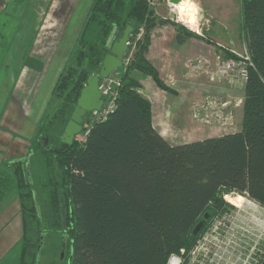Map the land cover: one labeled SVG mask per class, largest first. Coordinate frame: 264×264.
I'll use <instances>...</instances> for the list:
<instances>
[{
  "label": "trees",
  "instance_id": "obj_1",
  "mask_svg": "<svg viewBox=\"0 0 264 264\" xmlns=\"http://www.w3.org/2000/svg\"><path fill=\"white\" fill-rule=\"evenodd\" d=\"M150 1L93 0L76 40L74 63L52 90L58 107L37 131L26 159L1 164L0 206L13 194L19 207L18 264H37V249L49 237H62L63 264H167L223 210V195L245 196L264 209V0H239V38L251 60L240 131L178 146L154 130L150 103L129 74L138 71L158 89L175 94L145 59L151 32L170 25L178 43L185 33L198 37L173 21L157 20ZM4 3L0 0V9ZM127 26L132 27L128 41L140 28L143 33L122 78L116 109L89 127L83 143L64 144L60 136L87 78L99 72L106 49ZM221 56L233 57L226 50ZM204 215L202 230L192 236Z\"/></svg>",
  "mask_w": 264,
  "mask_h": 264
},
{
  "label": "rangeland",
  "instance_id": "obj_2",
  "mask_svg": "<svg viewBox=\"0 0 264 264\" xmlns=\"http://www.w3.org/2000/svg\"><path fill=\"white\" fill-rule=\"evenodd\" d=\"M50 1L51 0H6L4 6L0 9V144H7L8 142L28 144L27 153L24 156L10 157L6 154H1L0 166L4 162L12 161L11 158L13 157H16L14 160L26 159V156H28L33 150L35 146V139L38 134L37 131L39 128L46 126L48 123L47 118L52 117L54 110L58 107V102H56L52 97V90L57 78L67 66H71L74 63L76 40L79 34L78 32L80 31L79 27H63L54 25V18L49 16L50 14L45 16L46 9L43 10L42 8V6H46V4L49 6ZM182 1L183 3L194 4L197 8L195 30H190V28L183 22L188 20V16L185 15L184 18H182L179 11L170 5L169 0H151L149 2V7L153 11L157 20L173 21L183 27L186 32L198 37L186 36L187 33H185L183 41L178 43L175 40L177 32L175 27L170 25L165 27H156L151 32V38L154 31L157 29V36L163 39L165 45L169 47L168 50H188L192 54L194 50H198L200 47L210 46L212 52L219 53L216 55L214 54V60L216 56H221V52L223 51V48L218 49L217 45L224 46L227 41H235L238 39L240 26L239 0ZM77 2L79 3L77 12L81 11V14L83 12L87 14L86 11H88L87 9L92 4L93 0H77ZM36 3L40 4V9L37 7ZM31 4L33 6H31ZM34 5L38 8L36 12L35 10H31L34 8ZM35 15L37 19L40 18V20L37 21L39 26L35 29L38 51L46 50L48 53L45 54L44 52V57L47 59L48 54H50V50L48 51L47 47L50 44L52 45L51 52L55 49V56L52 59H48L52 64L49 65L48 75H46L44 80L36 84L37 87L34 91H31L30 88H25L26 90L17 89V93H19L17 100L16 95L14 97L16 89L13 92L16 84L11 82L13 78H15L16 69L19 67L15 64V61L17 56H23L24 59L26 58V53L24 52V48H22L21 43L23 42L26 46V43L28 42L27 40H29L28 37H31V23L34 20ZM142 33L143 29L140 28L139 34L128 41L129 46L123 58L122 67L113 72L108 79V83H111V85L115 86V88L117 87V84H119V87L116 89L117 93L124 83L122 78L124 77V74H126L130 63L133 60L134 53L137 50V43L141 39ZM239 45L240 46H237L236 49H231L230 51L236 52L237 54L242 53V44H240V42ZM174 53L172 57L179 58L176 61L177 64L180 65L181 62L182 65L185 60L183 65L184 68L187 61L201 55V52H196L194 55L190 54L185 56V54L184 57L182 56L183 54L179 55L178 52ZM150 66L155 69L153 65L150 64ZM56 71L59 72L56 74ZM141 76L144 75L138 71H133L129 74V77L137 82L139 86L137 92H139V94L143 97L141 94L142 86L139 83ZM100 83H103V81L101 80ZM164 85L167 86L165 83ZM16 100L17 106L14 107V110L16 109L17 111L12 109L13 113L11 114L7 105L11 103L15 104ZM206 100L211 103L210 109L205 110L204 112L197 111L196 113L197 117L202 120H206L208 119L206 118L207 116L213 115L215 111L213 103L225 102V100L221 97L206 96L200 103H197L193 107V110L197 105H200L203 102L205 103ZM230 101L233 102L232 100ZM225 111L227 113L229 112L228 107H226ZM10 117L13 118L14 121L12 120L13 122L8 123L7 121ZM98 119V116H93L91 114L84 116L82 131L78 136H76L75 141L79 142L78 137L84 132L85 128H89L92 124L96 123ZM210 123V125H207L201 122V124L211 130H217L220 128L219 124L216 123L214 119H211ZM44 139V137L40 139V143L43 145ZM14 200L15 196L13 194H9L0 206V231L4 227L0 232V264H18V258L22 245L20 241L21 220L19 218L20 214L18 204ZM221 201L224 204L223 210L213 218L212 222L216 221L217 223L219 221H224L227 225L228 223H234L238 230L237 236H241L244 242H249V245L251 243L253 245L254 243H257L256 248L263 250L264 209L247 199L245 196L234 193L223 195L221 197ZM36 207L39 214L42 215L43 207L39 203L36 204ZM250 216H253L256 219V224H251L252 220L250 219ZM248 227H251L250 229L253 232V235L259 237L258 241L256 237L251 238L250 234L247 235L244 233L247 231ZM47 236L48 235L46 234L44 237ZM248 238L250 241H247ZM62 242V237H58L54 240L50 237L45 238L43 243L37 249V264H48L51 261H54L57 264H63L64 255L61 259V249L63 246ZM194 244L195 243H193L188 250H184V252L189 253ZM209 249L211 248L209 247ZM242 252H244V250H242ZM170 264L175 263L170 261Z\"/></svg>",
  "mask_w": 264,
  "mask_h": 264
},
{
  "label": "crops",
  "instance_id": "obj_3",
  "mask_svg": "<svg viewBox=\"0 0 264 264\" xmlns=\"http://www.w3.org/2000/svg\"><path fill=\"white\" fill-rule=\"evenodd\" d=\"M36 4L40 9V4ZM78 5L79 3L77 0H51L49 6L46 4V6L43 5L42 8L43 10L46 9L45 16L50 14L49 16L54 18V25L79 27L80 30L86 13L83 12L81 14V11L77 12ZM31 6L33 5L31 4ZM37 7L34 5V8L30 9L36 12L38 9ZM39 20L40 18L37 19L35 15L31 23V37H28L29 40H27L26 46L23 42L21 43L26 53V58L24 59L23 56H17L15 61L19 69H16L15 78H13L11 82L16 84L13 92L16 89L14 97L16 95L17 100L19 95L17 89L26 90L25 88H30L31 91H34L37 87L36 84L44 80L46 75H48L49 65L52 64L48 59H52L55 56V49L51 52L52 45L50 44L47 48L48 51L50 50L49 52L51 55L48 54L47 59L44 57L45 54L48 53L46 50L43 49L44 51H38L35 29L39 26L37 24ZM157 31L156 29L153 33L154 35L152 34L146 60L155 67L161 81L173 90L175 94L172 95L158 89L149 77H140L139 83L142 86L141 94L150 103L152 127L154 130L171 146L188 144L239 132L242 121V102L245 83L239 80L222 79L217 80L215 83H210L206 78L189 79L186 77V71L183 66L185 60L182 65L181 62L179 65L176 63L179 58L172 57V55L174 52H178L179 55L183 54L182 56H184L186 54L185 56H187L190 55L191 52L188 50H168L169 47L165 45L163 39L157 36ZM239 42L242 44L238 37L235 41L229 40L224 46L217 45V47L218 49L223 48V50H233L236 49L237 46H240ZM196 52H201V55L199 54L200 56H206L211 60H213L214 54H219L217 52H212L210 46L200 47L198 50H194L191 55H194ZM57 72L59 71H56V74ZM206 96L221 97L229 104L228 110L231 115V125L229 127L226 129L219 128L217 130H211L201 124V122L194 120L193 107L197 103H200ZM17 100L15 104L11 103L7 105L11 114L13 113L12 109L14 110V107L17 106ZM14 111L17 110L15 109ZM12 120L14 121V119L10 117L7 122L11 123L13 122ZM0 145L2 146H0V155L6 154L10 157L24 156L28 149V144L16 142H8L7 144L1 143ZM14 158L16 157L11 158L12 161Z\"/></svg>",
  "mask_w": 264,
  "mask_h": 264
},
{
  "label": "built area",
  "instance_id": "obj_4",
  "mask_svg": "<svg viewBox=\"0 0 264 264\" xmlns=\"http://www.w3.org/2000/svg\"><path fill=\"white\" fill-rule=\"evenodd\" d=\"M128 46L129 42H127V50ZM226 51L233 57L223 59L222 56H216L214 60H211L206 56H197L190 59L185 65L186 76L190 79L203 77L210 83L222 79L239 80L245 83L247 70L251 67V60L245 44L242 42V53L240 54L230 50ZM109 77L102 80L103 83H99V92L102 100L100 110L88 113L93 116H98L99 119L97 122L105 121L116 109V101L118 98L116 89L119 87V84H117L116 88L112 86L111 83H108ZM210 105L211 103L208 100L205 103L203 102L197 105L193 112L194 120L210 125L211 119H214L220 128L226 129L229 127L231 125V115L225 111L229 105L226 102L213 103L215 111L212 116L206 117L208 119L202 120L197 117V111L204 112L205 110H209ZM88 129L85 128L84 132L78 137L80 143L85 141L88 135ZM250 219L252 220V225L256 224V219L253 216H250ZM225 223L224 221L217 223L216 221L211 222L209 224L211 227L208 226L207 230L196 239L189 253L181 250L178 255L172 256L169 260L175 264H264V248L260 250L256 248L257 243H254V245L251 243L249 245V242H244L241 236H237L238 230L235 224L228 223V226ZM250 228L248 227L244 233L247 235L250 234L251 238L256 237L258 241L259 237L253 235ZM247 241H250L249 238ZM170 261L168 264H170Z\"/></svg>",
  "mask_w": 264,
  "mask_h": 264
},
{
  "label": "water",
  "instance_id": "obj_5",
  "mask_svg": "<svg viewBox=\"0 0 264 264\" xmlns=\"http://www.w3.org/2000/svg\"><path fill=\"white\" fill-rule=\"evenodd\" d=\"M180 0H169L173 6L177 5ZM132 32V27L127 26L121 37L113 42L109 49H106V56L102 61L99 72L96 75L89 76L82 88L77 99L76 105L70 116V119L65 126L60 141L66 145H72L82 131L83 117L88 113L99 111L102 106L101 94L99 92V83L101 80L108 78L113 72L120 69L122 66V59L127 52V42ZM47 140H45L43 147H46ZM208 215L203 216V220L199 222L192 231V236L196 237L202 230ZM64 245L62 246L61 259L64 255Z\"/></svg>",
  "mask_w": 264,
  "mask_h": 264
},
{
  "label": "clouds",
  "instance_id": "obj_6",
  "mask_svg": "<svg viewBox=\"0 0 264 264\" xmlns=\"http://www.w3.org/2000/svg\"><path fill=\"white\" fill-rule=\"evenodd\" d=\"M179 11L183 15L188 16V20L183 22L190 28V30H195L197 12L196 6L191 3H182L181 5H179Z\"/></svg>",
  "mask_w": 264,
  "mask_h": 264
},
{
  "label": "bare ground",
  "instance_id": "obj_7",
  "mask_svg": "<svg viewBox=\"0 0 264 264\" xmlns=\"http://www.w3.org/2000/svg\"><path fill=\"white\" fill-rule=\"evenodd\" d=\"M182 3H183V1L180 0V2L174 6L177 11H179V5H181ZM179 14L182 16V18H184L185 15H183L180 11H179Z\"/></svg>",
  "mask_w": 264,
  "mask_h": 264
},
{
  "label": "flooded vegetation",
  "instance_id": "obj_8",
  "mask_svg": "<svg viewBox=\"0 0 264 264\" xmlns=\"http://www.w3.org/2000/svg\"><path fill=\"white\" fill-rule=\"evenodd\" d=\"M64 245V244H63ZM64 251V250H63ZM61 252H62V249H61Z\"/></svg>",
  "mask_w": 264,
  "mask_h": 264
}]
</instances>
